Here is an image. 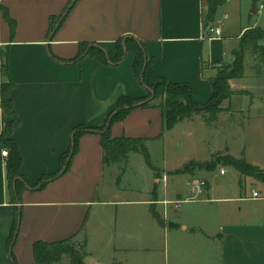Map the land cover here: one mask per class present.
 Listing matches in <instances>:
<instances>
[{
  "label": "crops",
  "instance_id": "1",
  "mask_svg": "<svg viewBox=\"0 0 264 264\" xmlns=\"http://www.w3.org/2000/svg\"><path fill=\"white\" fill-rule=\"evenodd\" d=\"M71 2L0 0V90L4 81L2 55L8 51L10 75L15 84L11 96L21 120L13 138L22 152V172L32 182L58 171L61 156L71 146L75 127H102L122 96L145 97L149 93L134 72L132 52L128 51L119 64H104L90 55L73 61L80 42L101 44L116 54L117 40L133 36L143 43L157 74L173 83H189L194 99L207 103L214 92L212 79L217 68L230 64L238 53L245 58L246 48L251 47L242 50V36L249 29H264V13L257 12L264 0H227L218 7L211 22L206 21L207 0H77L51 36V18L63 16ZM3 9L8 10L16 24L13 34ZM219 21L224 23L221 39H208L206 25ZM234 80L230 81L231 86ZM9 121L1 107L0 94V138ZM176 128L166 130L162 109L152 106L132 110L125 120L112 126L111 133L113 137L145 139L149 150L151 143L163 145ZM2 151L0 141V264H13L8 241L19 211L22 216L14 246L17 262L37 264L33 252L36 241H60L75 238L82 232L87 247L91 248L88 257H92V243L99 232L94 230V224L109 225L105 211L139 203L149 206L146 216L153 230L161 228V234L166 236L171 228L177 234L181 230L190 233L191 249L198 256L192 264H205L213 258L216 264H264V196L261 194L260 198L249 194L201 200L205 204L226 202L219 210L226 219L218 224L216 232H210L203 224L189 228L174 222L168 217L172 210L168 209L169 205L156 203V210L164 214L162 219L165 217L162 224L151 211L153 187L146 188L142 198L145 200H124V188L116 184L115 177L123 170V177L126 176L127 160L118 163L119 169L106 177L109 160L104 155L101 135L86 132L80 137L69 171L48 182L45 189H26L19 204L13 203L8 193L7 157ZM153 174L150 175L153 183H158ZM179 194L183 196L179 195L178 199L191 197L185 198L183 190ZM232 203L237 204L236 209ZM141 222H145L144 218L134 229H126L125 241L120 244L115 243V230H112L108 241L113 246V256L109 264L124 263L129 257L132 262L149 258L145 254H149L152 245L148 242L149 232L145 233ZM118 252L124 255L123 259L116 255ZM186 254L179 252L180 257ZM179 256L175 255L178 262Z\"/></svg>",
  "mask_w": 264,
  "mask_h": 264
},
{
  "label": "rangeland",
  "instance_id": "2",
  "mask_svg": "<svg viewBox=\"0 0 264 264\" xmlns=\"http://www.w3.org/2000/svg\"><path fill=\"white\" fill-rule=\"evenodd\" d=\"M246 50L248 55L246 54L244 58V76L233 78L236 80L233 81L232 86L230 84L232 79L229 80V102H225L226 99H224L216 110L197 109L181 115L180 122L176 125L177 128L171 134L169 133L163 145L162 142L149 144L153 164L167 169L156 168V172L153 174L154 170L145 164L141 154L131 153L127 159L126 176L119 180L121 172H118L115 177L116 184L124 188V200L128 198L145 200L142 199L143 194L146 193V188L150 185V188L153 187V191L156 190L157 193L155 197L153 196V199H156L153 200L154 205L160 203L169 205L168 209L172 210L168 213V217L170 216L172 221L188 225L189 228L196 224H203L210 232H216L218 224L226 219L219 212L226 206V202L205 204L201 203V200L218 196L251 195L253 190L264 196L263 182L242 175L221 160L226 154H231L238 158L244 157L252 164L264 166V55L253 47L246 48ZM234 61L218 67L214 77L221 71V68L232 66ZM165 101V96L158 100L159 103ZM229 105L231 108H227ZM192 160L205 162L208 166L205 168L194 167L192 171L185 173H175L177 169L183 168L186 163ZM119 167L120 164H109L106 167V177ZM222 169L225 170L224 174H221ZM152 174L159 179L158 183H153V176H150ZM197 180H205L209 188L204 189L201 193H195L193 184ZM186 187H189V190H186ZM181 190H183L185 198L191 195L188 199L193 200L182 203L180 208H176L173 202L162 203L164 200H180L178 198L179 195H182L179 194ZM132 191L135 194H132ZM231 205H234L235 209L237 208V204L232 203ZM147 207H149L147 204L139 203L122 205L119 208H108L105 214L106 222L109 225L94 224V230H99L96 234L97 238H94L92 243L94 255L86 256L85 262L88 264H109L113 256V246H110L108 241L112 230H115V243L120 244L125 241L123 235L127 230L132 227L134 229L138 225L137 223L144 218L145 222L140 224L145 229V233L149 232L148 242L152 248L147 251L149 254H145V256L149 255V258L132 262V258L129 257L126 262L121 264L195 263L198 256L191 249L190 233H183L184 230L180 229L181 231L177 234L176 230L171 228L169 230L171 232L166 236L165 233L161 234V228L157 231L153 230L150 218L146 216ZM144 211L145 216L143 215ZM94 212L95 208L92 214ZM72 243L82 256L89 251V247H85L87 242L84 232L77 235ZM179 252L187 254L180 257ZM116 255L123 259V254L118 252ZM175 255L180 257L179 262L175 260ZM210 261L205 264H216V259L213 258ZM54 264H73V262L71 256L65 255Z\"/></svg>",
  "mask_w": 264,
  "mask_h": 264
},
{
  "label": "trees",
  "instance_id": "3",
  "mask_svg": "<svg viewBox=\"0 0 264 264\" xmlns=\"http://www.w3.org/2000/svg\"><path fill=\"white\" fill-rule=\"evenodd\" d=\"M73 1V0H72ZM227 0H207V13L206 21L211 22L215 20L217 9L220 5L224 4ZM72 3V2H71ZM70 3V4H71ZM69 7V6H68ZM68 9V8H67ZM4 15L8 20L12 34L15 30V22L9 15L7 9H3ZM60 17L51 18V36L61 26L56 28L59 23ZM264 39V29L256 28L247 30L242 36V50L250 46L254 49L264 53V46L262 41ZM116 54L110 53L105 46L101 44H92L89 42L79 43V52L73 61H79L85 56L96 57L104 64H119L124 59L126 53L132 52L135 55L133 69L135 74L140 78L142 84L145 87L153 88L155 96L153 99L144 102L141 105H137L139 102L148 99L151 96L149 92L145 97H132L122 96L117 104V107L107 116L106 121L102 127L90 128L85 125L75 127L72 133V138L75 141L74 155L71 161L67 164V171L71 168L73 158L78 151L80 137L86 132H95L101 135V145L104 151L105 158L109 160L108 164H118L122 161H126L129 154L132 152H139L143 155L146 164L156 170V167L152 164L149 150L145 144V139L132 138V137H113L111 133L112 126L125 120V118L132 112V110L142 107H160L163 111L164 128L166 130H172L180 122L181 115L188 114L197 109H210L216 110L222 101L229 97L230 84L229 80L233 78L244 76V57L243 54L238 53L232 66L221 68L216 77H213L214 92L211 99L207 103H199L194 99L193 88L189 83H173L168 81L165 77L156 73L152 61L148 58L143 43L137 40L133 36L120 38L116 42ZM147 60V67L143 74L145 61ZM2 76L4 81L1 84V107L5 113L10 117V121L7 123L5 130L1 134V145L3 149L8 151L6 159V177L8 183V193L13 203L21 202V195L26 189V184L30 187H37L42 190L46 187L48 179L54 178L59 174L61 169L66 165L68 157L71 153L72 146L69 150L63 153L60 159V167L58 171L49 175H43L37 182H32L22 172L23 156L19 148L18 143L13 138L14 131L20 126L21 120L15 109L14 101L11 96V90L14 87V82L10 75L9 66V54L8 51L2 55ZM143 74V76H142ZM165 96L166 101L159 103V98ZM224 163L235 168L242 175L250 176L258 181L264 183V168L249 163L246 158H237L231 154H226L221 158ZM207 163L190 161L186 163L183 168L177 169L175 173H185L186 171H192L194 167L205 168ZM65 172V173H66ZM124 170L119 176V180L124 175ZM21 178V179H20ZM156 190L153 191V196H156ZM156 200V199H153ZM155 203L151 205V211L154 217L160 222L164 223L160 213L155 208ZM21 211L17 212L15 217L12 233L8 241V248L13 243L15 233L19 226V219L21 220ZM172 227H174L172 225ZM69 239L47 242L38 240L33 245L34 258L37 264H54L60 261L63 256L69 255L72 258L73 264H88L85 262V257L89 255L86 252L84 256L80 255L74 247L72 240ZM16 243V242H15ZM15 246V244H14ZM87 248V244L85 246ZM13 264H18L17 258L14 253V249L10 254ZM112 264H119L117 262Z\"/></svg>",
  "mask_w": 264,
  "mask_h": 264
},
{
  "label": "built area",
  "instance_id": "4",
  "mask_svg": "<svg viewBox=\"0 0 264 264\" xmlns=\"http://www.w3.org/2000/svg\"><path fill=\"white\" fill-rule=\"evenodd\" d=\"M257 12L260 14L264 13V3H261L258 5ZM223 24H224L223 21H219L218 23H210V24L206 25V27H205L206 37L208 39H214V38L221 39L222 34H223ZM262 45L264 46V39L262 41ZM8 154H9L8 151L6 149H3L2 155L4 157H7ZM224 173H225V170L222 169L221 174H224ZM206 187H207V182L205 180H197L193 184V191L195 193H201V192H203L204 189H206ZM253 197L254 198H260L261 195L259 192L254 191ZM188 200H190V199H185V200L180 199V200H175V201L164 200V201H162V203L168 204L170 202H173V203H175L176 208H180L181 204L185 201H188Z\"/></svg>",
  "mask_w": 264,
  "mask_h": 264
},
{
  "label": "water",
  "instance_id": "5",
  "mask_svg": "<svg viewBox=\"0 0 264 264\" xmlns=\"http://www.w3.org/2000/svg\"><path fill=\"white\" fill-rule=\"evenodd\" d=\"M76 1H77V0H73V1H72V3L69 5L68 9L65 11V13L63 14V16L61 17L59 23L56 25V28H55V29H57V28L60 26V23L63 21V19H64L65 16L68 14L69 10L72 8V6L75 4ZM146 67H147V60L145 61V65H144V69H143V74H144V72H145V70H146ZM143 74H142V76H143ZM146 88H147L148 91L151 93V96H150L148 99L139 102L137 105H141V104H143L144 102H146V101L151 100V99L154 98V96H155V91H154V89H153V88H148V87H146ZM71 146H72L71 153H70V155H69V157H68V160H67L66 165H64V167L61 169V171L59 172L58 175H56L54 178H51V179L46 180L45 182H51V181H53V180H55V179L61 177V176L66 172V170H67V164L71 161V159H72V157H73V155H74V147H75V141H74V138H72V140H71ZM107 160H108V159H107ZM20 179H21V178H20ZM26 187H27L29 190H38V189L41 187V185H38L37 187H30L28 184H26ZM19 204H20V203H19ZM19 210H21V206L19 207ZM20 223H21V220L19 219V226H18V229H17V231H16V233H15L13 243H12V245H11V247H10V250H9V253H10V254L12 253V251H13V249H14V244H15V242H16V240H17V237H18V234H19Z\"/></svg>",
  "mask_w": 264,
  "mask_h": 264
}]
</instances>
